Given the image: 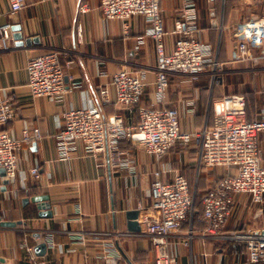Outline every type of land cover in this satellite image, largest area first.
<instances>
[{
    "label": "crops",
    "instance_id": "crops-1",
    "mask_svg": "<svg viewBox=\"0 0 264 264\" xmlns=\"http://www.w3.org/2000/svg\"><path fill=\"white\" fill-rule=\"evenodd\" d=\"M9 3L0 0V12L8 10ZM83 3L88 4L87 11L81 10ZM182 4V0H161L169 31L168 50L177 37L172 30L180 18ZM225 4L226 0H197V16L190 22L200 39L213 47L211 57L220 62L223 70L219 82L211 84L208 74L198 81H182L181 76L171 75L166 103L157 98L155 45L150 36L151 23L143 15L132 16L125 27L122 19L102 15L100 0H25L23 7L10 15L13 25H21L24 38L38 40L23 45L15 40L7 49L0 47V99L13 97L17 113L0 128L18 138L23 128L37 124L42 137L32 143L23 142L18 148V171L13 180L0 170V215L3 220L15 222L10 226L0 223V264H36L39 260L45 264H155L152 239L143 233L141 223L144 215L154 212V170L160 166L163 179L182 171L188 181L196 182L192 193L196 192L200 174L204 176L205 189L222 175L236 172L234 166H200L196 148L188 156L178 147L184 144L181 142L158 160L142 145L124 140L119 148L129 152L131 162L130 167H125L119 161L113 163L110 151L95 154L80 141L69 157H62L56 138L64 126L63 111L98 103L100 86L110 85L112 74L120 68L147 69L142 103L176 106L183 130L212 124L213 100L232 92L236 81L229 78L240 76L237 90H245L248 118H261L264 59L237 60L236 32L245 21L264 15V0H227V12ZM140 36L146 41L136 49ZM49 50H57L63 61L73 59L65 74L68 91L63 97H34L27 85V61ZM74 82H80V86H73ZM111 90L113 93L112 87ZM191 99L195 102L191 103ZM104 111L106 115L121 112L128 123L139 119L138 109L129 112L114 102L106 104ZM260 142L264 152V133ZM33 166L39 167V177L30 172ZM40 194L48 195V199L25 200ZM40 205L52 213L40 214ZM136 208L140 209L137 219L142 229L130 231L126 212ZM200 215L195 219L194 213L190 215L169 236V251L178 264H259L247 260L243 241L205 233ZM190 229L195 234L188 241ZM248 229L264 230V201L255 203L249 193L242 192L235 197L225 231ZM49 234L54 243L45 241L44 254L27 249V245L35 243V235L45 239Z\"/></svg>",
    "mask_w": 264,
    "mask_h": 264
},
{
    "label": "built area",
    "instance_id": "built-area-1",
    "mask_svg": "<svg viewBox=\"0 0 264 264\" xmlns=\"http://www.w3.org/2000/svg\"><path fill=\"white\" fill-rule=\"evenodd\" d=\"M10 7L0 12V47L7 49L15 44L13 23L10 15L18 12L25 0H9ZM180 18L176 19L172 33L177 34L174 46L167 49L161 0H100V11L106 18H119L128 27V20L134 15H143L151 23V34L156 51L155 89L157 98L166 103L171 75H179L182 81H198L208 74L211 84L219 82L223 73L220 62L212 59L213 47L204 42L190 22L197 16V0H182ZM87 11V3L81 5ZM237 60L264 59V15L245 21L236 32ZM146 41L138 38L135 48ZM73 59L62 60L57 50H49L30 57L27 61L28 87L34 97H63L68 88L65 74ZM148 70L145 68H120L111 77L110 85L100 86L98 103L79 106L63 111L64 126L56 134L59 153L69 157L77 142L97 154L111 152L113 163L130 167L126 150H121V141L129 140L142 145L146 152L161 160L177 142L192 144L197 149L200 166L236 167L235 173L219 177L204 193L201 199V221L204 232L243 241L247 248V260L264 264V230L226 232L225 227L238 193H249L255 203L264 201V152L260 135L264 133V106L261 118L247 116V98L242 92L224 93L213 100L212 124H205L191 130L180 125V111L176 106L159 107L143 104L142 97L147 83ZM73 86H80L74 82ZM113 88V93L111 90ZM114 102L117 106L133 112L139 110V119L133 123L125 120L124 114L114 112L106 115L105 105ZM191 103L195 100L191 99ZM13 97L0 99V126L16 117ZM42 137L39 125L26 126L21 137H13L8 129L0 128V169L5 177L14 179L18 171V148L23 142L32 143ZM117 153V154H116ZM118 154H120L118 156ZM162 168L154 170L151 183L154 212L142 217L144 234L151 237L155 249V264H178L177 258L169 251V236L179 229L182 221L193 215L194 193L191 192L187 177L181 172L171 179L162 178ZM40 176L38 166L30 168ZM193 229L187 233V240L194 236ZM35 243L27 245L34 251L41 240L53 244L52 235L45 239L34 236ZM36 264H45L39 260ZM116 264V263H114Z\"/></svg>",
    "mask_w": 264,
    "mask_h": 264
},
{
    "label": "water",
    "instance_id": "water-1",
    "mask_svg": "<svg viewBox=\"0 0 264 264\" xmlns=\"http://www.w3.org/2000/svg\"><path fill=\"white\" fill-rule=\"evenodd\" d=\"M21 29V25L20 24H15L13 25V30H14V38L16 40V43L18 45H23L25 43L27 44H31L32 41H36L38 40V38H31V37H23L22 32L20 31ZM0 170H2L4 172V176H5V170L3 168H1ZM46 199H48V195L45 194H40V195H35L31 198L26 197L25 200L29 201V200H33V201H37V202H43ZM42 204V203H41ZM40 207L42 208L40 214L42 215H50L52 213L51 210L49 209H45L44 205H40ZM140 214V209H130L126 212V216H127V227L130 231H141L142 229V225L141 223L138 221V217ZM0 223L1 225H14L15 222L14 221H10V220H3L1 215H0ZM47 248V244L45 241H41L39 242L36 246H35V250L37 253L39 254H44Z\"/></svg>",
    "mask_w": 264,
    "mask_h": 264
},
{
    "label": "trees",
    "instance_id": "trees-1",
    "mask_svg": "<svg viewBox=\"0 0 264 264\" xmlns=\"http://www.w3.org/2000/svg\"><path fill=\"white\" fill-rule=\"evenodd\" d=\"M225 8H226V12L228 11V4H227V0H226V4H225ZM235 92V91H234ZM229 93V92H228ZM222 96V95H221ZM220 97V96H219ZM247 98V97H246ZM259 100V99H258ZM123 141H121L120 143L122 144ZM205 167V166H204ZM182 172V171H181ZM183 173V172H182ZM184 174V173H183ZM190 184V188H192V180L189 181ZM211 186V185H210ZM209 186V187H210ZM208 187V188H209ZM208 188L204 189V176L202 174L199 175V179H198V184H197V189L196 192L194 193V216L193 219H195L196 216H198V214H201V210H202V203H201V199L202 196L204 195V193L207 191ZM192 190V189H191ZM190 217V215L184 219L183 221H186L188 218ZM182 221V222H183ZM259 264H262V262H258Z\"/></svg>",
    "mask_w": 264,
    "mask_h": 264
},
{
    "label": "rangeland",
    "instance_id": "rangeland-1",
    "mask_svg": "<svg viewBox=\"0 0 264 264\" xmlns=\"http://www.w3.org/2000/svg\"><path fill=\"white\" fill-rule=\"evenodd\" d=\"M239 75H241V74H239ZM230 77V76H229ZM241 76L240 77H238V78H236V77H234L233 79L232 78H229L231 81H236V82H234L235 84H234V87L232 88V92H238V90H237V81L239 80H241ZM244 89L242 90V91H239V92H242V93H244ZM230 92V91H229ZM245 94V93H244ZM178 147H180L181 149H184V152L185 153H187V155L188 156H190V154H193L194 153V148H196V147H194L192 144H180ZM172 152V151H171ZM196 153H197V149H196V151H195ZM212 168V167H211ZM214 169V168H213ZM213 171V170H212ZM194 183H196V182H194V180H192V191H194V189H193V187H194ZM195 193V192H194Z\"/></svg>",
    "mask_w": 264,
    "mask_h": 264
},
{
    "label": "bare ground",
    "instance_id": "bare-ground-1",
    "mask_svg": "<svg viewBox=\"0 0 264 264\" xmlns=\"http://www.w3.org/2000/svg\"><path fill=\"white\" fill-rule=\"evenodd\" d=\"M113 19V18H112Z\"/></svg>",
    "mask_w": 264,
    "mask_h": 264
}]
</instances>
